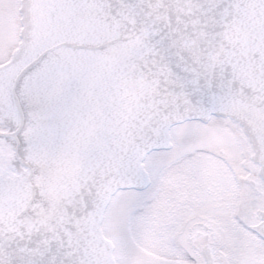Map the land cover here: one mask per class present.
<instances>
[{"label":"snow or ice","instance_id":"1","mask_svg":"<svg viewBox=\"0 0 264 264\" xmlns=\"http://www.w3.org/2000/svg\"><path fill=\"white\" fill-rule=\"evenodd\" d=\"M0 264H264V0H0Z\"/></svg>","mask_w":264,"mask_h":264}]
</instances>
